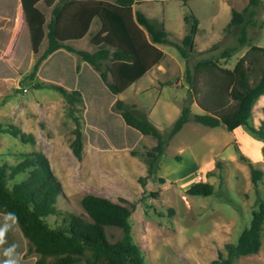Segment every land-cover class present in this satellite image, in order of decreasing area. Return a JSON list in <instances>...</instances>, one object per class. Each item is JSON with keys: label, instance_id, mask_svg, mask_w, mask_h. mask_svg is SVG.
<instances>
[{"label": "rangeland", "instance_id": "rangeland-1", "mask_svg": "<svg viewBox=\"0 0 264 264\" xmlns=\"http://www.w3.org/2000/svg\"><path fill=\"white\" fill-rule=\"evenodd\" d=\"M248 2L146 0L134 5L133 14L140 10L151 22L165 27L168 42L154 44L165 55L161 63L117 95L108 90L100 71L75 52L62 49L37 66L48 46L47 38L40 51L33 52L26 19L17 14L11 27L15 32L14 44L0 52V74L13 76L0 80V123L14 124L33 138L22 142L8 133L0 134V166L18 164L28 155L41 152L62 187L59 209L90 219L81 199L87 194L107 198L131 208V233L142 251L144 264H213L220 253L226 254L227 243L237 242L249 226L253 211L264 200V142L245 126L228 131L223 125L208 127L195 122L193 116L205 113V106L212 107L213 100L207 98L208 75L202 74L191 82L187 69L193 70L197 62L206 59L219 60L222 67L233 68L251 46L264 47V0L257 8L254 22L246 25V44L239 42L243 25L226 31L232 10L243 11ZM39 7L49 21L52 6L41 2ZM189 13L198 18L199 30L194 49L183 57L175 44H182L190 31L191 26L184 19ZM100 28L101 21L96 19L86 37L68 43L93 52L96 47L91 39ZM144 32L152 42L145 29ZM229 47L238 50L225 60L221 52ZM259 76L260 71L251 75L250 82ZM51 84L69 91L79 89L82 101L69 103ZM117 100L134 115L153 123L167 141L152 175L149 153L157 140L129 126ZM185 107L190 108L192 119L170 138ZM76 122L82 131L81 158L71 147ZM250 124L264 127V95L253 107ZM250 163L263 171L257 184L252 181ZM27 172L28 169L14 176L8 185L25 180ZM197 182L212 183L214 193L188 195L187 190ZM47 221L52 226L61 222L55 216H48ZM106 233L111 242L122 234L117 227H106ZM18 241L10 227L0 246V257H4L5 248L17 246ZM25 246L20 264H36L40 255L29 251L27 240ZM18 251L19 246L17 255ZM48 261L54 264L53 258ZM76 264L87 263L82 258ZM234 264H264V230L260 251L240 257Z\"/></svg>", "mask_w": 264, "mask_h": 264}, {"label": "trees", "instance_id": "trees-1", "mask_svg": "<svg viewBox=\"0 0 264 264\" xmlns=\"http://www.w3.org/2000/svg\"><path fill=\"white\" fill-rule=\"evenodd\" d=\"M55 1L21 0L33 52L38 53L43 41L46 38L48 41L37 66L61 49L75 52L83 61L100 71V78L106 83L108 90L117 95L164 59V53L154 44L167 43L168 31L165 27L151 22L142 11L136 10L134 14L132 12L135 4L146 0H114L113 3L107 0H66L63 4ZM40 2L52 6L49 21L38 7ZM261 4L262 0H249L243 11L232 10L226 31L243 25L240 45L249 41L246 25L254 22L257 8ZM69 10L71 14L68 16ZM247 13L249 17H246ZM96 19L101 21V28L91 39L96 47L93 52L76 49L68 43L87 36ZM184 19L190 24V31L184 36L182 44H175L183 57L194 49L195 36L199 30V20L192 13L185 15ZM144 29L152 42L145 36ZM237 50L238 47L226 48L221 52V58L229 60ZM259 71V78L251 83V75ZM202 74L208 75L210 90L207 98H212L213 106L203 107L205 113L195 114L193 120L208 127L223 125L228 131L245 126L250 133L264 142V127L250 124L253 107L264 95V47L251 46L249 52L242 56L233 68L222 67L219 60L206 59L197 62L193 70L187 69L191 82ZM36 86L41 87V83ZM50 86L58 90L71 104L82 101L79 89L69 91L60 85ZM116 105L123 109L124 120L129 126L157 140L154 150L149 153L152 157L149 174H154L157 161L164 154L166 139L153 123L134 115L124 107L122 101L117 100ZM191 119V110L185 107L174 123L169 137L175 136ZM76 124V137L71 147L74 154L81 158L82 131L80 124ZM3 133L20 138L22 142L33 138L14 124L0 123V134ZM241 158L244 159L243 156ZM26 169V179L10 187L8 181ZM250 169L252 181L257 184L263 177V171L251 163ZM162 181L165 179L162 178ZM214 191L212 183L197 182L190 186L187 194L209 196ZM61 194L60 182L53 173L48 158L41 152L28 155L18 164L0 166V224L5 223V216L9 213L18 218L14 224L11 221L8 223L12 224L11 228L19 238V260L25 252L27 240L29 251L40 255L36 264H49L50 257L53 258L54 264H76L82 258H85L87 264H144L142 251L134 243L131 233V208L101 196L87 194L81 199V205L90 218L87 219L82 215L59 209L57 203ZM48 216H55L61 222L52 226L47 221ZM106 227L121 229V237L111 242ZM263 230L264 200L259 203L258 209L253 211L249 226L242 231L237 242L227 243L226 254L220 253L213 264H234L240 257L257 254L262 246ZM4 258L0 257V264Z\"/></svg>", "mask_w": 264, "mask_h": 264}, {"label": "crops", "instance_id": "crops-1", "mask_svg": "<svg viewBox=\"0 0 264 264\" xmlns=\"http://www.w3.org/2000/svg\"><path fill=\"white\" fill-rule=\"evenodd\" d=\"M59 1L60 0H56L55 3L59 2ZM40 3L38 4V7H39ZM135 5H137V4H135ZM17 14H19L21 16V18L25 17V13H24V9H23V5H22L21 0H0V52L8 50L9 46L14 44L15 32L13 34L11 27H12V21L16 17ZM69 14H71V10L68 11V16H69ZM25 19H26V17H25ZM28 34H29V31H28ZM61 50H59V51H61ZM59 51L54 52L53 54L50 55V57L53 56L54 54L58 53ZM2 57H3V54H0V63H1ZM8 75H10V74H8ZM2 79H10V77L5 76V74L4 75L0 74V80H2ZM134 84H132V85H134Z\"/></svg>", "mask_w": 264, "mask_h": 264}, {"label": "clouds", "instance_id": "clouds-1", "mask_svg": "<svg viewBox=\"0 0 264 264\" xmlns=\"http://www.w3.org/2000/svg\"><path fill=\"white\" fill-rule=\"evenodd\" d=\"M8 221H11L12 224H14L18 221V218L12 213L5 216V223L0 226V246L5 243V235L12 226ZM16 247V245H11L3 250V256L6 257V259L3 260L2 264H20L19 257L16 254Z\"/></svg>", "mask_w": 264, "mask_h": 264}]
</instances>
